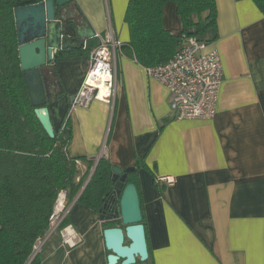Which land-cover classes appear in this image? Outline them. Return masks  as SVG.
<instances>
[{
	"label": "crops",
	"instance_id": "1",
	"mask_svg": "<svg viewBox=\"0 0 264 264\" xmlns=\"http://www.w3.org/2000/svg\"><path fill=\"white\" fill-rule=\"evenodd\" d=\"M73 2L95 34L129 42V0ZM216 2V27L198 34L223 65L214 118H176L167 87L128 49L117 53L114 101L70 109L68 150L81 174L100 158L137 167L149 264H264V13L254 0ZM163 23L182 32L175 2L165 4ZM97 42L52 62L69 95L81 89ZM159 176L175 182L159 185ZM67 217L66 232L43 244L40 264H108L99 213L75 200Z\"/></svg>",
	"mask_w": 264,
	"mask_h": 264
},
{
	"label": "trees",
	"instance_id": "2",
	"mask_svg": "<svg viewBox=\"0 0 264 264\" xmlns=\"http://www.w3.org/2000/svg\"><path fill=\"white\" fill-rule=\"evenodd\" d=\"M41 1L0 0V264H40L39 253L32 258L34 245L49 231L53 205L61 190L67 192L68 204L77 198V202L97 212L113 190L114 165L104 158H100L82 190L95 161L89 160L88 170L80 173L79 159L72 157L68 150L72 139L69 118L52 138L35 113L21 68L14 11L18 6ZM170 1L176 3L183 23V30L178 34L163 23L164 6ZM254 2L264 13V0ZM125 20L130 40L122 43L120 50L128 49L144 67L154 66L176 53L184 34L198 36L216 27L217 2L129 0ZM58 57L59 52L54 61ZM135 171L136 166L127 182L136 184L142 201ZM133 175L136 180L131 179ZM69 221L65 217L60 228L69 225ZM103 224L105 228L120 226L121 220H103Z\"/></svg>",
	"mask_w": 264,
	"mask_h": 264
},
{
	"label": "water",
	"instance_id": "3",
	"mask_svg": "<svg viewBox=\"0 0 264 264\" xmlns=\"http://www.w3.org/2000/svg\"><path fill=\"white\" fill-rule=\"evenodd\" d=\"M14 13L20 63L31 101L44 129L54 138L67 114L70 115L76 95L66 92L57 71L51 67L52 62L58 52L65 54L69 49L84 47L95 36V31L73 0H43L18 6ZM134 170L133 166L112 167L114 206L112 216L106 219L119 218L121 225L103 231L106 248L110 251L108 264H149L150 250L140 194L134 182H127ZM100 219L105 220L104 214H100Z\"/></svg>",
	"mask_w": 264,
	"mask_h": 264
},
{
	"label": "built area",
	"instance_id": "4",
	"mask_svg": "<svg viewBox=\"0 0 264 264\" xmlns=\"http://www.w3.org/2000/svg\"><path fill=\"white\" fill-rule=\"evenodd\" d=\"M95 36L98 44L91 52L90 68L73 106L88 107L95 100L111 104L115 99L117 53L123 42L116 39L112 32L106 36ZM209 46L208 41L197 35L184 34L181 46L168 61L145 67L149 75L167 87L176 118L212 119L217 114L223 65L219 52ZM65 124L63 122L61 127L64 128ZM155 182L164 186L172 185L175 178L159 176ZM69 204L67 192L61 190L53 205L49 231L34 245L32 257L42 251L43 244L53 232L58 229L63 234V231L66 232L68 227L61 229L60 225L67 217Z\"/></svg>",
	"mask_w": 264,
	"mask_h": 264
},
{
	"label": "flooded vegetation",
	"instance_id": "5",
	"mask_svg": "<svg viewBox=\"0 0 264 264\" xmlns=\"http://www.w3.org/2000/svg\"><path fill=\"white\" fill-rule=\"evenodd\" d=\"M69 115L67 114L66 118L68 117ZM113 190H111L108 194H107V198L105 199V203H104V206L102 208V211H98L99 213V217H100V214H104L105 216V220H111V219H106V217L108 216H112V212H113V206H114V196H112V193Z\"/></svg>",
	"mask_w": 264,
	"mask_h": 264
},
{
	"label": "rangeland",
	"instance_id": "6",
	"mask_svg": "<svg viewBox=\"0 0 264 264\" xmlns=\"http://www.w3.org/2000/svg\"><path fill=\"white\" fill-rule=\"evenodd\" d=\"M204 17H205V15H204ZM131 179L136 180L135 177H134V175L131 177ZM74 201H75V200H73L71 203H73ZM71 203H70V204H71ZM79 203H82V202H79ZM70 204H69V205H70ZM82 204H84V203H82ZM58 231H59V229L56 231V233H57ZM53 233H54V232H53ZM40 253H41V252H40ZM40 253H39V254H40ZM107 257H108V255H107Z\"/></svg>",
	"mask_w": 264,
	"mask_h": 264
}]
</instances>
